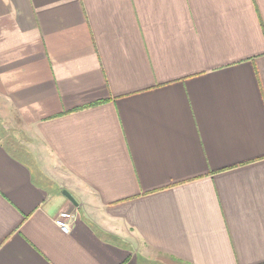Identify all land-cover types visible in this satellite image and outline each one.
I'll return each instance as SVG.
<instances>
[{
  "label": "crops",
  "instance_id": "1",
  "mask_svg": "<svg viewBox=\"0 0 264 264\" xmlns=\"http://www.w3.org/2000/svg\"><path fill=\"white\" fill-rule=\"evenodd\" d=\"M0 264H264V0H0Z\"/></svg>",
  "mask_w": 264,
  "mask_h": 264
},
{
  "label": "built area",
  "instance_id": "2",
  "mask_svg": "<svg viewBox=\"0 0 264 264\" xmlns=\"http://www.w3.org/2000/svg\"><path fill=\"white\" fill-rule=\"evenodd\" d=\"M74 214L70 211H64L57 219V225L66 233L70 232L71 226L74 223Z\"/></svg>",
  "mask_w": 264,
  "mask_h": 264
},
{
  "label": "rangeland",
  "instance_id": "3",
  "mask_svg": "<svg viewBox=\"0 0 264 264\" xmlns=\"http://www.w3.org/2000/svg\"><path fill=\"white\" fill-rule=\"evenodd\" d=\"M5 133V132H4ZM13 135V133L12 132H8V133H5L4 134V140L5 141H10L12 144L15 142V141H13L14 140V136H12Z\"/></svg>",
  "mask_w": 264,
  "mask_h": 264
},
{
  "label": "water",
  "instance_id": "4",
  "mask_svg": "<svg viewBox=\"0 0 264 264\" xmlns=\"http://www.w3.org/2000/svg\"><path fill=\"white\" fill-rule=\"evenodd\" d=\"M64 195L67 196L69 198V200L75 205L78 206L77 201L75 200V198L67 191H64Z\"/></svg>",
  "mask_w": 264,
  "mask_h": 264
}]
</instances>
